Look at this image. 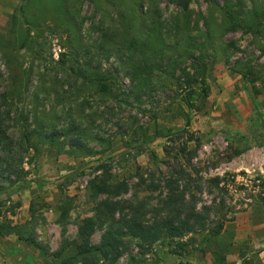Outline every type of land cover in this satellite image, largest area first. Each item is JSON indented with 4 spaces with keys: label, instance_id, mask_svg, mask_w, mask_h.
I'll list each match as a JSON object with an SVG mask.
<instances>
[{
    "label": "rangeland",
    "instance_id": "1",
    "mask_svg": "<svg viewBox=\"0 0 264 264\" xmlns=\"http://www.w3.org/2000/svg\"><path fill=\"white\" fill-rule=\"evenodd\" d=\"M256 9L264 0H0L7 143L38 149L22 180L0 181V264H111L79 254L87 220L91 247L124 233L115 264H264V30L228 16L256 25ZM101 180L129 190L98 195ZM175 188L206 229L132 237L135 217H175Z\"/></svg>",
    "mask_w": 264,
    "mask_h": 264
},
{
    "label": "trees",
    "instance_id": "2",
    "mask_svg": "<svg viewBox=\"0 0 264 264\" xmlns=\"http://www.w3.org/2000/svg\"><path fill=\"white\" fill-rule=\"evenodd\" d=\"M140 5H136L135 13H137V9L139 12V17H142V9L140 11ZM228 16L231 18V24L233 30H243L248 33L260 34L262 30H264V10L262 12H258L257 9L251 13V16L257 19L258 23L250 24L248 21L241 22L239 17L233 14L231 11L228 12ZM206 70H203L201 78L197 79V82L201 85V100L202 104H204L208 99V88L206 86ZM133 81H138V75L135 74ZM101 87L106 92L107 89L105 84H101ZM189 107H193L191 101H187ZM12 105H9L7 109V113L1 115L0 113V181L8 182L9 185H13L16 182L22 180L26 175L23 169L24 156L30 152L31 150H35L37 152V148L34 147H25L24 144H21L19 148L14 147L13 143H7L9 141V134L4 130L5 120H13L12 119ZM189 124V123H188ZM58 133H53L52 136L57 135ZM190 142L194 141L191 137L189 139ZM7 143V144H6ZM6 144V145H2ZM79 145V144H78ZM77 145V146H78ZM80 147V146H79ZM183 152H186V148L183 149ZM15 177V180L13 178ZM177 184V183H175ZM96 188V194H108L120 196L123 192H128V186L126 184L122 185H111L107 182L100 181L97 184H94ZM5 188L0 184V193H2ZM174 209L175 217L169 218L165 220L163 223L157 225L144 224L141 222L138 217H135V220L127 222V230L132 237L139 238L143 240L147 244H155L160 241L162 238L168 239H182L187 234L191 232H197L196 225H199L198 228L201 230L206 229L205 218L200 215L196 208L195 203L190 204V208H187V199L186 195L179 194L178 189L175 188V193L172 191L171 195H169V201L167 202ZM102 206V205H101ZM105 209H110L111 211H116L115 204H107L103 205ZM105 212L102 214L101 219H105L108 215L115 222V218L113 213ZM100 219V220H101ZM140 220V221H139ZM103 222V221H102ZM101 222V224H102ZM85 225L81 227L80 237L83 245L80 246V255L86 256L90 254H101L105 258L109 259L111 264H115L120 256H121V248L123 246V242L120 239L124 233H119L117 230L110 229L106 237L104 238L101 245L96 247H91L89 244L88 238L92 235L95 230L97 223L92 220H87L84 223ZM223 229V224L218 225L217 228L209 230L207 235L208 239H212L218 236Z\"/></svg>",
    "mask_w": 264,
    "mask_h": 264
}]
</instances>
